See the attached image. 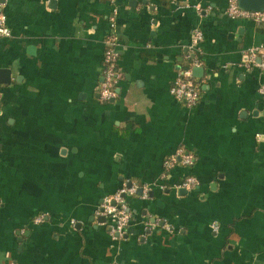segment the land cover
<instances>
[{"label":"crops","instance_id":"obj_1","mask_svg":"<svg viewBox=\"0 0 264 264\" xmlns=\"http://www.w3.org/2000/svg\"><path fill=\"white\" fill-rule=\"evenodd\" d=\"M0 15V264H264V71L248 65L264 24L228 0H0ZM112 31L123 79L104 102ZM196 31L188 108L170 89ZM180 148L195 164L164 181ZM187 175L198 186L178 189ZM125 183L151 192L113 240L98 209Z\"/></svg>","mask_w":264,"mask_h":264},{"label":"built area","instance_id":"obj_2","mask_svg":"<svg viewBox=\"0 0 264 264\" xmlns=\"http://www.w3.org/2000/svg\"><path fill=\"white\" fill-rule=\"evenodd\" d=\"M116 14L111 17L110 21L112 28L116 22ZM228 16L232 20H244L256 24H264V10L262 12L247 11L239 6V0H228ZM5 17L0 15V25L5 22ZM114 31V30H113ZM107 38L105 44V57L103 61V81L99 87L100 99L104 102H113L118 98V87L123 79L118 66V54L116 49L119 45V38L115 32ZM9 30L0 27V37H10ZM204 40V35L201 31H196L192 36L191 45L188 54L185 55L187 66H184L178 72V76L170 89L171 95L179 102L184 103L188 108H194L200 101V86L197 83L198 79L194 76V68L200 67V62L194 55L198 52V48ZM259 49L253 48L248 52V65L257 67L264 71V60L259 55ZM259 94L264 98V84L258 88ZM195 156L187 152L184 148H180L174 155L169 157L165 163V173L162 179L165 181L170 170L176 166L191 168L195 164ZM198 186V181L195 176H185L178 189L193 190ZM165 188V186H164ZM143 191V197L148 198L151 189L146 185L127 184L125 183L112 196L106 198L98 209V214L109 220L111 223L110 236L113 240L125 238L127 230L132 223V214L129 209L128 199L137 196L139 191ZM44 217H38L36 223L40 224Z\"/></svg>","mask_w":264,"mask_h":264},{"label":"water","instance_id":"obj_3","mask_svg":"<svg viewBox=\"0 0 264 264\" xmlns=\"http://www.w3.org/2000/svg\"><path fill=\"white\" fill-rule=\"evenodd\" d=\"M240 8L247 11L262 12L264 10V0H239ZM193 74L196 78L201 79L204 75V69L202 67L194 68ZM0 76L3 78L0 84H10V73L9 71H0ZM6 77V79H5ZM143 191H139V195H142ZM104 220H106L104 218Z\"/></svg>","mask_w":264,"mask_h":264},{"label":"trees","instance_id":"obj_4","mask_svg":"<svg viewBox=\"0 0 264 264\" xmlns=\"http://www.w3.org/2000/svg\"><path fill=\"white\" fill-rule=\"evenodd\" d=\"M188 54V53H187ZM186 55V54H185ZM195 57H196V55H194ZM184 61H185V63H187V61L185 60V56H184ZM184 63V62H183ZM139 185V184H138Z\"/></svg>","mask_w":264,"mask_h":264}]
</instances>
